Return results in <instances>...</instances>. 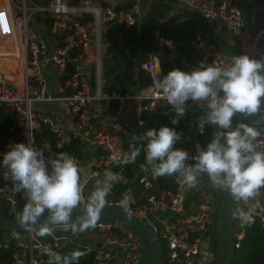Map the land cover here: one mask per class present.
<instances>
[{
	"label": "built area",
	"instance_id": "built-area-1",
	"mask_svg": "<svg viewBox=\"0 0 264 264\" xmlns=\"http://www.w3.org/2000/svg\"><path fill=\"white\" fill-rule=\"evenodd\" d=\"M3 1L0 5V57L14 61L18 81L14 82L0 72V107L11 113L15 131L0 136V158L12 145L27 144L29 140L36 148L51 145V153L45 151V157H54L55 153L63 152V148L75 144L79 146L78 152L70 155L75 157L79 167L92 161L87 176L88 180L94 181L90 191L108 170L117 175L113 185L118 183L123 174L117 165L131 149V144L126 147L116 144L115 136L122 129L123 119L107 120L111 105L115 103L114 112L119 115L125 112L129 102H134L133 112L138 124L141 123V111L154 109L159 104L169 105L155 87L156 81L163 76L150 59L141 64L149 79L145 87L135 86L131 92L110 93L102 88L104 24L107 21H115L124 27L136 24L142 20L143 0ZM176 2L183 9L199 15L208 27L220 22L236 40L241 55L258 58V46L264 43V20L257 28L249 29L235 5L236 0ZM29 21L36 27L33 32L28 31ZM7 43L11 49L6 48ZM14 43H18V48ZM189 44L194 62L181 71L190 73L202 64L224 66L230 60L213 41L205 39L200 30L193 33ZM186 104L192 114L185 112L181 117L185 118L183 133L190 146L186 151L194 156L197 144L204 148L211 140L203 141L198 129L199 118L193 115L194 110L202 109L201 105L193 101ZM261 118H255L256 122ZM259 143L263 149L264 139L261 138ZM142 166H146L145 153ZM153 178L152 173L146 171L136 176L134 180L140 191L133 197L131 211L123 209L138 217L156 235L164 264H211L208 259L213 249L203 250L201 243H212L213 236L208 235V230L215 201L202 202L201 198H195L198 194L192 192L194 186L181 184L175 191L152 193ZM19 195L22 196L14 190L12 182L5 179L0 168V209L5 205L8 207L2 215L17 218L22 211ZM188 195H191L190 199ZM120 200L107 197L105 205L120 207ZM237 208L245 211L253 208V216L264 226V196L252 204L236 201L235 210ZM242 235L243 227L233 216L231 247H238ZM73 236L79 237L86 247L93 248L92 264H149L147 257L140 253L144 246L140 236L128 226L112 220H98L94 229L77 234L57 228L49 237H38L28 231L1 230L0 248L6 249L8 242L16 240L8 264H44L42 259L34 256L35 251L46 246L59 253L61 246L72 241ZM202 257H205L204 261Z\"/></svg>",
	"mask_w": 264,
	"mask_h": 264
},
{
	"label": "clouds",
	"instance_id": "clouds-1",
	"mask_svg": "<svg viewBox=\"0 0 264 264\" xmlns=\"http://www.w3.org/2000/svg\"><path fill=\"white\" fill-rule=\"evenodd\" d=\"M155 87L175 112L173 125L185 115L186 103L193 101L207 107L199 119L200 133L206 124L218 130L206 147L197 144L196 154L190 156L188 151L174 147L181 136L174 128L148 129L133 136L139 147L134 145L120 162L134 163L143 151L144 170L150 166L154 177L176 176L182 186H195L206 176L214 187L228 191L244 204L264 196V149L259 143L264 131L242 122L264 117V60L240 55L232 56L224 66L202 64L190 73L173 69L156 81ZM236 117L241 122L234 125ZM45 151L51 153V145L36 148L29 140L12 145L3 154L0 168L4 177L25 200L16 223L38 237L53 236L57 228L73 234L94 229L117 175L105 171L103 179L97 180L94 190L85 196V181L75 157L65 152L45 157ZM132 202L131 194L125 193L119 203L130 212ZM74 212L79 213L75 218ZM252 212L253 208L234 211L241 227L255 222ZM41 252L47 255V264H79L87 255L80 250L62 255L46 246Z\"/></svg>",
	"mask_w": 264,
	"mask_h": 264
},
{
	"label": "trees",
	"instance_id": "trees-1",
	"mask_svg": "<svg viewBox=\"0 0 264 264\" xmlns=\"http://www.w3.org/2000/svg\"><path fill=\"white\" fill-rule=\"evenodd\" d=\"M142 5H144L143 16L139 26L134 24L124 27L115 21H107L104 24L105 58L102 62V88L108 93L113 91L131 92L135 86L143 88L148 85V76L140 68V65L148 60L152 51H159V66L163 76L173 69H186L188 64L194 62L193 50L186 46V43L190 41L192 34L197 30V21L177 12L170 14L172 5L169 2L154 0L142 2ZM124 6L127 7V4ZM159 39L169 41L170 45L167 46L163 42L156 44ZM174 116L175 112L172 107L165 104H159L151 110L141 111L140 124L133 120L122 127L119 133L122 147H126L128 144H131V149L134 145L139 147V144L133 140L134 135L139 136L148 129L159 130L162 126H167L181 134L180 140L174 147L185 148L188 145L183 134L185 118L179 119L178 124L173 125L171 119ZM234 122L241 121L235 119ZM242 122L264 131V117L258 122L255 118ZM12 125L9 111L5 107H0V134H14L15 131L11 130ZM205 133L204 129L201 136ZM78 147L72 144L63 148V152L75 155L78 152ZM143 154L144 152L141 151L134 163L120 162L117 165V168L122 171L123 179L112 186L107 197L120 200L125 193H130L132 197L138 195L140 187L134 179L145 171V167L142 166ZM2 160L3 157L0 158V162ZM146 172H151L150 166ZM152 181V193L155 194L163 191H175L180 184L176 176L154 177ZM254 218L255 222L252 225L243 227V235L238 241V247H231L229 264H264V226L256 217ZM72 239L61 246L59 253L66 255L74 250L87 251V255L80 258L79 264H92L93 248L86 247L80 242L79 237L73 236ZM15 243L16 240H12L8 242L6 249L0 248V264L9 263ZM21 246L22 244H20ZM34 256L47 264L48 257L41 251H35Z\"/></svg>",
	"mask_w": 264,
	"mask_h": 264
},
{
	"label": "water",
	"instance_id": "water-1",
	"mask_svg": "<svg viewBox=\"0 0 264 264\" xmlns=\"http://www.w3.org/2000/svg\"><path fill=\"white\" fill-rule=\"evenodd\" d=\"M98 1V0H96ZM163 2H169L173 5L176 4V0H158ZM242 6L239 8V12L243 19L249 23H259L264 20V1L263 0H241ZM142 20L136 22L139 26ZM188 45V44H187ZM190 46V44L188 45ZM240 52L233 53L232 56H240ZM258 59L264 60V43L260 45ZM185 108L190 111L188 105ZM264 106L262 105V109ZM207 111L206 103L202 107L201 112L204 115ZM259 115V114H257ZM260 117V116H257ZM250 117L249 119L257 118ZM240 121L239 117L235 118ZM247 120V119H246ZM207 126L211 139L213 133L218 129L214 125ZM13 130V127L11 128ZM264 149V148H263ZM92 161L90 160L86 165L79 167L82 177L85 181L84 195H89L90 187L94 183L93 180H88L87 176L90 172ZM201 191H205L210 195L216 197L215 203L211 207L212 214H210V225L208 230V235H212V243L208 245L207 241L201 243V248L203 250L213 249V253L210 254L208 262L211 264H229L230 252H231V229L233 223V216L235 211L236 201L233 199L232 195L223 189L214 187L208 178L202 177L198 183L192 189L193 193L200 194ZM19 207L23 208L24 200L21 195H19ZM7 205L0 209V231L1 230H13L18 232H26L23 228L19 227L16 223V218L4 216L7 212ZM79 213L74 212L73 218ZM99 220H112L122 223L133 230L143 241V248L140 253L147 257L149 264H164L161 257V249L159 245L158 238L156 235L140 220L138 217L131 213H127L123 208L115 205H105ZM208 239V237H206ZM203 253H205L203 251ZM205 257H202V261Z\"/></svg>",
	"mask_w": 264,
	"mask_h": 264
},
{
	"label": "crops",
	"instance_id": "crops-1",
	"mask_svg": "<svg viewBox=\"0 0 264 264\" xmlns=\"http://www.w3.org/2000/svg\"><path fill=\"white\" fill-rule=\"evenodd\" d=\"M3 0H0V5L3 4ZM143 3L144 2H150L148 0H143L142 1ZM147 4V3H146ZM171 4V3H170ZM172 5V10H171V13L170 14H173L174 12H177V13H180L181 15H184L185 17H192L194 18L197 23H198V28L197 30H200L202 36L207 39V40H210V41H213L216 46L219 48V50L223 53V55H225L227 58L231 59L232 57V54L233 53H238V47H237V43H236V40H234L232 38V36L229 34V32L223 27V25L220 23V22H217L213 27H208L203 21L202 19L200 18L199 15H197L196 13H193L192 11H188L186 9H183L182 7L179 6V4L176 2L175 5L171 4ZM236 7L237 9L239 10V8L242 6V2L241 0H236ZM144 6V5H143ZM169 15V14H168ZM167 15V16H168ZM165 20V19H164ZM262 21H260L259 23H253V22H249L247 23V26L249 29L253 30L255 28H257V26L261 23ZM196 31V30H195ZM194 31V32H195ZM156 33V32H155ZM193 35V34H192ZM192 37V36H191ZM164 43L165 45L169 46L170 45V42L169 41H163L161 39L157 40L156 41V44H160V43ZM9 43V42H8ZM5 44L6 48H9L11 49V45L10 44ZM189 45V42L186 43V46ZM14 46L16 48H18V43L16 45V43H14ZM188 47H191V46H188ZM259 48L260 46H258V49H257V55H259ZM193 50V49H192ZM158 54H159V51L155 50V51H152L149 58L154 66L156 67V69H158L159 73L161 74L160 72V66H159V57H158ZM194 55V53H193ZM105 58V57H104ZM103 58V59H104ZM258 59V58H257ZM142 64V63H141ZM192 64H188V66H190ZM140 68H141V65H140ZM142 69V68H141ZM182 69V68H181ZM0 72H2L5 77L9 78L10 80H14V82H17L18 81V74L15 73V66H14V61L13 60H9L8 58L5 59L3 57H0ZM13 73H15V75H13ZM163 76V75H162ZM115 103H113L110 107V119H107V120H112V121H115L116 119H123V124H122V127L130 122V121H133L135 120V115H134V112H133V109L135 107V104L134 102H129L128 105H127V109H125V112H121L119 115H115ZM189 107V106H188ZM190 108V107H189ZM9 111V110H8ZM186 112L187 113H190L192 114V111L190 109V111H188L186 109ZM10 113V112H9ZM125 114V115H124ZM11 115V113H10ZM193 115L194 116H197L199 119L200 117L202 116V112L201 110L199 112H196L194 110L193 112ZM124 116V118H123ZM12 118V117H11ZM258 118V117H257ZM181 119V118H180ZM141 121V120H140ZM204 129L206 130V133L204 135H202L201 137L203 138V141L206 139H210L211 140V135H210V132L207 128V126L204 127ZM184 134V133H183ZM185 135V134H184ZM0 136H5L3 134H0ZM115 139H116V144L118 146H121L122 145V142L119 138V134L115 136ZM187 147H190L189 145H187L185 148H183L184 150L187 149ZM201 193H207L205 191H201ZM198 194V193H197ZM207 195H210L209 193H207ZM145 260V258H143Z\"/></svg>",
	"mask_w": 264,
	"mask_h": 264
},
{
	"label": "rangeland",
	"instance_id": "rangeland-1",
	"mask_svg": "<svg viewBox=\"0 0 264 264\" xmlns=\"http://www.w3.org/2000/svg\"><path fill=\"white\" fill-rule=\"evenodd\" d=\"M27 5H29V3H27ZM36 27L34 25H32V21H29V24H28V31L29 32H33L35 31ZM234 121H235V118H234ZM236 122H234V125H235ZM195 198H201V201L202 202H206V203H212L214 201H216V197L214 195H207V193H201V194H198V195H194ZM188 199H190L191 195H188L187 196Z\"/></svg>",
	"mask_w": 264,
	"mask_h": 264
},
{
	"label": "bare ground",
	"instance_id": "bare-ground-1",
	"mask_svg": "<svg viewBox=\"0 0 264 264\" xmlns=\"http://www.w3.org/2000/svg\"><path fill=\"white\" fill-rule=\"evenodd\" d=\"M16 45H17V43H16Z\"/></svg>",
	"mask_w": 264,
	"mask_h": 264
}]
</instances>
